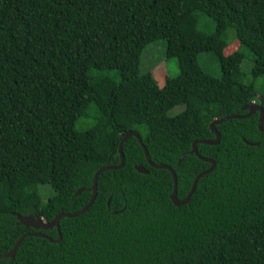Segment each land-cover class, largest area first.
<instances>
[{"label":"trees","instance_id":"16d2710c","mask_svg":"<svg viewBox=\"0 0 264 264\" xmlns=\"http://www.w3.org/2000/svg\"><path fill=\"white\" fill-rule=\"evenodd\" d=\"M162 40L181 72L160 81L142 73V57ZM203 53L220 77L201 67ZM253 103L264 109V0H0V256L35 232L16 213L50 222L82 210L96 172L120 164L130 131L154 163L176 171L184 200L211 163L180 158L216 138L212 122ZM90 118L91 128L78 129ZM259 119L224 122L218 145H198L216 168L181 207L170 171L152 168L131 137L124 167L100 175L92 207L61 219L60 243L28 237L0 264H264ZM41 232L58 239L56 228Z\"/></svg>","mask_w":264,"mask_h":264},{"label":"water","instance_id":"95a60500","mask_svg":"<svg viewBox=\"0 0 264 264\" xmlns=\"http://www.w3.org/2000/svg\"><path fill=\"white\" fill-rule=\"evenodd\" d=\"M244 110H248L249 112L245 115H231L219 120H215L214 122H212L211 124V130L215 133L216 138L214 140L211 139H202V140H197L193 143L192 145V150L186 154H184L181 158H180V163L189 155H193L195 154L196 156H198L201 160L205 161V162H210L211 163V167L204 170L203 172H201L200 174H198L192 184V188L191 191L189 192V194L187 195V197L184 200H179L178 199V177H177V173L176 171L169 165H165V164H156L151 160L150 154L142 140V137L140 136V134L138 132L135 131H130L127 132L126 134L123 135L122 140L120 141L119 144V153H120V157H121V162L119 165H108V166H104L102 168H100L95 176H94V180H93V186H92V197L89 201V203L80 211L75 212V213H60L58 214L52 221H46L44 218L38 216V215H28V216H22L19 213H16V216L18 218L19 224L20 225H24L26 228H32L35 230V232H30L27 233L25 235H23L22 237H20L18 239V241L16 242L15 246L6 254L0 256V260L4 259V258H10L11 260L15 258L17 250L19 249V247L21 246L22 242L24 239L28 238V237H41L44 239H48L50 242L53 243H60L63 240V235L61 232V228H60V221L62 218H76L79 217L83 214H85L94 204V202L97 199L98 196V182H99V177L102 173L109 171V170H118L124 167L125 162H126V158H125V154H124V144L125 142H127L131 137H136L139 141V143L141 144L144 152H145V156H146V160L148 162V164L154 168V169H167L170 171V173L172 174L173 177V184H174V188H173V192L171 195V199L173 201V203L178 206H185L189 203V201L191 200L192 196L194 195L198 183L199 181L205 177L206 175L212 173L215 168H216V161L211 159V158H205L202 157L199 154L198 151V145L199 144H206V145H218L221 141V134L217 129V125H220L224 122H227L229 120L232 119H245V118H249L251 117L253 114H255L256 112H260V119H259V129L260 131L264 132V109L262 106L253 103L251 105H247L243 108ZM249 145H258V143H249L247 142ZM136 170L139 173L142 174H148L149 170L147 168H145L142 165H138L136 166ZM85 189L82 188L80 190H78L77 195L82 194V192H84ZM110 203V202H109ZM119 212H115V214H118ZM54 228L57 229L58 232V239H52L49 236H47L46 234L42 233L41 231H51Z\"/></svg>","mask_w":264,"mask_h":264},{"label":"rangeland","instance_id":"374dc122","mask_svg":"<svg viewBox=\"0 0 264 264\" xmlns=\"http://www.w3.org/2000/svg\"><path fill=\"white\" fill-rule=\"evenodd\" d=\"M212 28H213V24H211L210 30H212ZM236 48L237 45H233L230 50L229 49L227 50V54L235 51ZM166 50H167V42L165 40L158 41L150 45L145 50L142 57V73H146L150 70L151 71L153 70L156 73V77L160 81L166 79V77L177 78L181 72L179 62L177 58H167ZM245 52H246V59L244 63V70L247 71L246 67L249 69L254 64V55L248 49H246ZM199 63L201 67L204 70H206L208 73H211L217 77H220L222 75L221 67L212 54H206V53L201 54L199 56ZM179 112H180V108H176L173 110L172 113L177 114ZM93 125H94V120L92 118L81 119L78 122L77 127L78 129L83 130V129L91 128ZM42 192L43 194H48V195L52 194V190L50 187H43ZM43 197L42 199L46 200L45 197L44 198Z\"/></svg>","mask_w":264,"mask_h":264}]
</instances>
